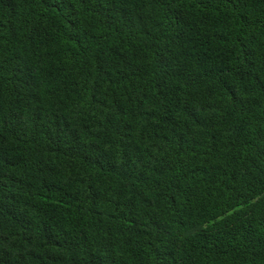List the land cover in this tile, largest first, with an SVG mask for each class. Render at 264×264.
Returning a JSON list of instances; mask_svg holds the SVG:
<instances>
[{"label":"trees","instance_id":"trees-1","mask_svg":"<svg viewBox=\"0 0 264 264\" xmlns=\"http://www.w3.org/2000/svg\"><path fill=\"white\" fill-rule=\"evenodd\" d=\"M0 264H264V0H0Z\"/></svg>","mask_w":264,"mask_h":264}]
</instances>
